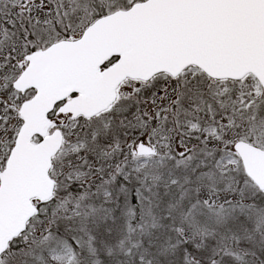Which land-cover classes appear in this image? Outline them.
I'll use <instances>...</instances> for the list:
<instances>
[{"label": "snow or ice", "instance_id": "1", "mask_svg": "<svg viewBox=\"0 0 264 264\" xmlns=\"http://www.w3.org/2000/svg\"><path fill=\"white\" fill-rule=\"evenodd\" d=\"M0 264H264V0H0Z\"/></svg>", "mask_w": 264, "mask_h": 264}]
</instances>
